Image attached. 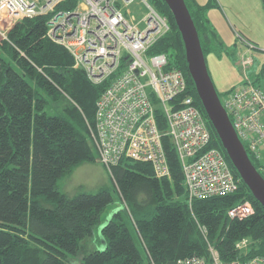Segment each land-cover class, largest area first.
Listing matches in <instances>:
<instances>
[{
  "label": "trees",
  "instance_id": "16d2710c",
  "mask_svg": "<svg viewBox=\"0 0 264 264\" xmlns=\"http://www.w3.org/2000/svg\"><path fill=\"white\" fill-rule=\"evenodd\" d=\"M153 1L170 31L150 53L166 55L170 66L185 74L211 130L209 148L224 155L238 191L194 201L190 209L177 152L169 138H163L170 179H158L150 165L126 159L113 167L109 173L128 212L111 216L93 250L84 246L101 227V215L114 203L113 196L102 189L69 198L58 182L98 159L91 132L96 103L108 81L92 84L83 71L74 69L69 52L46 38L50 16L25 19L7 32L8 41L0 39V264H72L70 260L79 256V264H177L193 256L207 257L208 245L230 264L239 257L235 245L242 239L254 242L251 257L264 256V208L241 182L206 117L169 8L163 0ZM184 1L206 58L207 40L201 36L216 39L206 18L215 0L205 6ZM76 5L77 0H68L56 12ZM256 82L262 86L259 78ZM61 100L67 102L64 115H50L47 109ZM157 120L163 132L159 111ZM249 158L262 175L264 158ZM246 203L253 215L243 220L229 217L230 210Z\"/></svg>",
  "mask_w": 264,
  "mask_h": 264
},
{
  "label": "built area",
  "instance_id": "2783aa9c",
  "mask_svg": "<svg viewBox=\"0 0 264 264\" xmlns=\"http://www.w3.org/2000/svg\"><path fill=\"white\" fill-rule=\"evenodd\" d=\"M67 1L0 0V37L8 41L7 32L25 19L50 16L46 38L64 47L74 69L83 71L92 84L108 81L96 103L91 132L101 165L111 172L126 159L150 165L158 179H170L163 148V138H169L181 164L190 209L194 201L236 193L239 186L224 155L209 148L211 130L190 94L185 74L171 67L166 55L150 53L170 31L167 18L149 0H77L75 9L56 12ZM137 2L145 11L139 22L129 12ZM2 25L7 29L2 30ZM241 65L244 83L220 100L248 156L260 161L264 158V88L248 76L253 60L245 55ZM158 111L165 123L163 132ZM228 214L243 220L253 215V208L241 204ZM254 245L250 239L238 241L239 257L230 264H264L263 255H249ZM177 264L225 263L208 245L207 257L193 256Z\"/></svg>",
  "mask_w": 264,
  "mask_h": 264
},
{
  "label": "rangeland",
  "instance_id": "374dc122",
  "mask_svg": "<svg viewBox=\"0 0 264 264\" xmlns=\"http://www.w3.org/2000/svg\"><path fill=\"white\" fill-rule=\"evenodd\" d=\"M149 1L154 6V1ZM209 1L207 0V3ZM141 6L142 4L137 2L129 10L138 22L145 14ZM206 18L218 38L211 41V37L201 36L203 42L207 40L205 42L208 48L207 67L216 91L220 95L219 98H223L228 91L244 83L245 74L241 65V57L245 55L253 60L248 76L254 81L259 78L264 88V5L262 0H215ZM6 29L7 25H2V30ZM218 42L221 45L217 44ZM247 44H251L254 48L250 49ZM66 106L67 102L61 100L54 107L50 106L47 111L50 115L63 116ZM261 173L264 177V167ZM58 187L69 198L80 194H97L102 189L109 190L113 196L114 203L101 215V227L95 228L93 237L84 243L89 250L95 248V243L98 242V238H101L102 226L116 211L128 212L119 198L110 173L101 165L99 159H96L94 163H85L75 168L71 175L58 182ZM80 260L79 256L77 260L70 261L72 264H79Z\"/></svg>",
  "mask_w": 264,
  "mask_h": 264
},
{
  "label": "water",
  "instance_id": "95a60500",
  "mask_svg": "<svg viewBox=\"0 0 264 264\" xmlns=\"http://www.w3.org/2000/svg\"><path fill=\"white\" fill-rule=\"evenodd\" d=\"M169 8L184 46L188 75L206 117L227 159L253 198L264 208V178L251 162L222 106L210 77L201 41L184 0H163Z\"/></svg>",
  "mask_w": 264,
  "mask_h": 264
},
{
  "label": "crops",
  "instance_id": "0c3cea01",
  "mask_svg": "<svg viewBox=\"0 0 264 264\" xmlns=\"http://www.w3.org/2000/svg\"><path fill=\"white\" fill-rule=\"evenodd\" d=\"M196 1V3L198 4V5H200V6H205V5H207V0H195ZM226 14H228V11H226ZM210 25V24H209ZM210 27V29L213 31V29L211 28V25L209 26ZM213 33H215V32H213ZM216 34V33H215ZM215 37H216V39L215 40H217L218 38H217V35H215ZM248 39V38H247ZM248 41L249 42H251L252 40H250V39H248ZM251 43H253V42H251ZM217 44H219V45H221V43L220 42H218ZM254 44V43H253ZM256 81V80H255ZM229 92V91H228Z\"/></svg>",
  "mask_w": 264,
  "mask_h": 264
}]
</instances>
